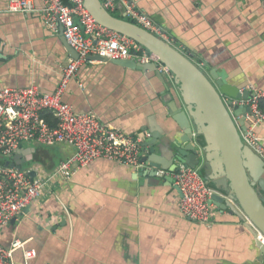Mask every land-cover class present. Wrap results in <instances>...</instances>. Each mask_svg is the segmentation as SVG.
Instances as JSON below:
<instances>
[{"label": "crops", "instance_id": "obj_1", "mask_svg": "<svg viewBox=\"0 0 264 264\" xmlns=\"http://www.w3.org/2000/svg\"><path fill=\"white\" fill-rule=\"evenodd\" d=\"M129 1L162 26L167 40L205 73L223 70L227 83L264 91V0ZM6 2L0 0V85L36 84L53 92L70 58L61 27L48 28L37 11L6 12ZM35 4L40 6L38 0ZM122 11L118 2L113 13L123 16ZM63 99L127 135L152 137L156 153L168 160L164 167L174 168L171 143L182 129L168 105L178 96L154 70L87 60ZM255 131L264 137V123ZM30 146L35 147L32 155ZM41 147L23 144V164L50 172L72 153L64 144ZM140 172L96 158L70 179H58L46 199L2 226L0 244L25 241L24 247L34 251L28 264H264V254L239 213L215 207L208 225L182 217L180 191L164 177L169 174ZM13 257L23 264L22 249Z\"/></svg>", "mask_w": 264, "mask_h": 264}, {"label": "built area", "instance_id": "obj_2", "mask_svg": "<svg viewBox=\"0 0 264 264\" xmlns=\"http://www.w3.org/2000/svg\"><path fill=\"white\" fill-rule=\"evenodd\" d=\"M7 0L5 11L9 13L39 12L48 28H60L67 43L79 54L78 59L69 58L61 68L60 80L54 93L42 91L36 84L24 87L0 86V229L35 201L46 199L58 179L64 181L83 166L102 157L135 171L151 168L141 159L139 135H127L120 129L99 120L91 112L76 111L63 102L68 83L76 76L79 67L89 55L107 59L132 60L140 64L155 63V70L167 81H173V74L157 55L149 52L140 43L119 32L104 27L95 21L85 8L84 0ZM109 12H115L119 2L126 19L142 26L165 40L168 34L164 28L139 11L129 0H100ZM168 41V40H167ZM81 86V83L79 84ZM249 90L252 96L234 100L248 106L245 113L246 131L242 142L264 156V137L256 134L255 128L264 123V109L258 100L264 98V91L249 85L239 92ZM227 98L224 97V101ZM50 112L56 122L51 125L42 114ZM54 146L64 144L72 153L62 159L54 171H43L39 166L26 163L20 167L6 165L12 155L23 144ZM12 156V157H11ZM180 191L178 202L182 217L201 224H211L215 206L210 198L217 190L200 174L198 167L179 164L168 173ZM31 172L34 174L31 175ZM258 238L264 242V235L257 230ZM25 241L15 240L9 247L0 245V264H17L14 252L23 251V264L34 257V251L26 249ZM6 249V250H4Z\"/></svg>", "mask_w": 264, "mask_h": 264}, {"label": "water", "instance_id": "obj_3", "mask_svg": "<svg viewBox=\"0 0 264 264\" xmlns=\"http://www.w3.org/2000/svg\"><path fill=\"white\" fill-rule=\"evenodd\" d=\"M84 5L96 22L131 37L157 55L172 72L173 81H167L155 70L153 62L140 64L132 60H109L99 55L87 57L88 60L111 61L142 71L154 70L161 80L175 87L178 99L170 102L168 109L182 129V136L171 143L172 170L177 169L178 164L204 169L205 179L217 190L210 202L217 209L229 207L239 213L256 238L261 254H264V242L257 233L258 230L264 235V159L242 142L241 132L246 131L245 113L248 106L234 102L240 98H250L252 92L244 90L241 93L239 87L227 83L223 70L210 68L205 73L169 41L126 18L112 15L100 0H84ZM64 42L70 58L77 59V52L66 39ZM224 97L227 98L225 101ZM139 144L141 159L151 167L150 172L144 168L140 173L162 176L164 174L159 170L172 171L164 167V162L168 160L156 153L157 144L152 137L141 139ZM27 151L32 155L35 147L30 146ZM22 163L21 152L5 161L6 165L17 167ZM164 177L172 182L171 176ZM13 222L15 218L10 220V223Z\"/></svg>", "mask_w": 264, "mask_h": 264}, {"label": "trees", "instance_id": "obj_4", "mask_svg": "<svg viewBox=\"0 0 264 264\" xmlns=\"http://www.w3.org/2000/svg\"><path fill=\"white\" fill-rule=\"evenodd\" d=\"M65 2H67V0H64ZM167 34H168V32H167ZM172 42V41H171ZM258 106L261 108V109H264V98H261V99H259L258 100ZM42 117L43 118H45L51 125H54L55 124V122H56V120H55V118L53 117V115L50 113V112H45V113H43L42 114ZM42 149V147L39 149V150H41ZM36 154H38V155H40L41 154V151L39 152V153H36ZM37 155V156H38ZM41 159V158H40ZM42 160V159H41ZM1 161V160H0Z\"/></svg>", "mask_w": 264, "mask_h": 264}, {"label": "rangeland", "instance_id": "obj_5", "mask_svg": "<svg viewBox=\"0 0 264 264\" xmlns=\"http://www.w3.org/2000/svg\"><path fill=\"white\" fill-rule=\"evenodd\" d=\"M136 8H138L139 9V11H141L142 13H145L146 15H147V17L149 18V19H151L152 21H154V22H156L150 15H148L145 11H143V10H141L138 6H136V4L134 5ZM111 14L112 15H114V16H116V17H123V18H126L125 16H122V15H118L117 13H112L111 12ZM157 23V22H156ZM162 27V26H161ZM65 38V37H64ZM74 50V49H73ZM1 86V85H0ZM55 92V90L53 91V92H47V93H54ZM63 102H66L64 99H63ZM66 103H68V102H66ZM69 104V103H68ZM235 120V119H234ZM236 121V120H235ZM241 136H242V133H241ZM42 147H44V146H42ZM18 152H20V149H18L12 156H14L15 154H17ZM11 156V157H12ZM39 156V155H38ZM38 156H36V157H38ZM41 160V159H40ZM201 172V171H200ZM31 173H33V172H31ZM34 174V173H33ZM29 206V205H28ZM27 206V207H28ZM26 207V206H25ZM24 207V208H25ZM23 208V209H24ZM10 222V221H9ZM20 241V240H19ZM1 245V244H0ZM2 246V245H1ZM3 247V246H2ZM4 248H7V247H4ZM4 250H6V249H4Z\"/></svg>", "mask_w": 264, "mask_h": 264}, {"label": "bare ground", "instance_id": "obj_6", "mask_svg": "<svg viewBox=\"0 0 264 264\" xmlns=\"http://www.w3.org/2000/svg\"><path fill=\"white\" fill-rule=\"evenodd\" d=\"M107 10V9H106ZM108 11V10H107ZM90 13V12H89ZM111 13V12H110ZM113 13V12H112ZM142 27V26H141ZM78 54V53H77ZM90 56V55H89ZM88 57V56H87ZM78 58H79V54H78ZM77 58V59H78ZM111 60V59H110ZM253 150V149H252ZM254 151V150H253ZM255 152V151H254ZM255 153H257V152H255ZM258 154V153H257ZM259 155V154H258ZM260 156V155H259Z\"/></svg>", "mask_w": 264, "mask_h": 264}]
</instances>
